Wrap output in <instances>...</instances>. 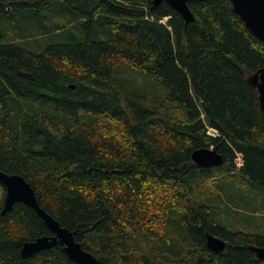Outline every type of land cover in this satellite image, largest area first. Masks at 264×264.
Masks as SVG:
<instances>
[{
	"label": "trees",
	"instance_id": "16d2710c",
	"mask_svg": "<svg viewBox=\"0 0 264 264\" xmlns=\"http://www.w3.org/2000/svg\"><path fill=\"white\" fill-rule=\"evenodd\" d=\"M188 5L187 25L153 0H0V171L102 264H264V114L247 82L264 43L230 0ZM203 150L223 164L198 166ZM0 188V264H77L62 246L22 258L53 235L24 204L3 216Z\"/></svg>",
	"mask_w": 264,
	"mask_h": 264
},
{
	"label": "water",
	"instance_id": "95a60500",
	"mask_svg": "<svg viewBox=\"0 0 264 264\" xmlns=\"http://www.w3.org/2000/svg\"><path fill=\"white\" fill-rule=\"evenodd\" d=\"M195 1L207 0H153V3L155 6H159L166 2L184 18L188 25L194 20L188 4ZM230 2L235 13L245 23L252 35L264 43V0H230ZM247 82L257 88L260 107L264 114V69L250 76ZM72 89L75 87L72 86ZM193 161L200 167L211 168L221 166L223 157L214 150H203L193 154ZM0 184L6 189L2 209L3 216L13 211L15 205L24 204L37 213L53 235L40 238L35 242L25 243L21 251L22 258L27 259L43 250L62 246L67 256L77 264H102L77 242L78 230L71 232L63 228L40 207L34 189L24 177L10 176L0 172ZM208 247L216 253H222L226 250V243L216 237L209 236ZM251 250L256 253L259 261H264V248H251Z\"/></svg>",
	"mask_w": 264,
	"mask_h": 264
},
{
	"label": "rangeland",
	"instance_id": "374dc122",
	"mask_svg": "<svg viewBox=\"0 0 264 264\" xmlns=\"http://www.w3.org/2000/svg\"><path fill=\"white\" fill-rule=\"evenodd\" d=\"M40 40L36 39V38H33V46H37L39 44ZM44 42L48 43V39L46 38L44 40ZM208 135L210 136H215V135H219V133H215V131L213 129H210L208 131ZM216 137V136H215ZM238 163L241 165V157L239 156V158L237 159ZM220 167V166H219ZM2 200H3V191L2 189L0 188V208H1V205H2ZM257 226H259V224H256Z\"/></svg>",
	"mask_w": 264,
	"mask_h": 264
},
{
	"label": "bare ground",
	"instance_id": "6f19581e",
	"mask_svg": "<svg viewBox=\"0 0 264 264\" xmlns=\"http://www.w3.org/2000/svg\"><path fill=\"white\" fill-rule=\"evenodd\" d=\"M1 172V171H0ZM2 173H4V172H2ZM6 174V173H5Z\"/></svg>",
	"mask_w": 264,
	"mask_h": 264
},
{
	"label": "built area",
	"instance_id": "2783aa9c",
	"mask_svg": "<svg viewBox=\"0 0 264 264\" xmlns=\"http://www.w3.org/2000/svg\"><path fill=\"white\" fill-rule=\"evenodd\" d=\"M215 131V130H214ZM215 133H217L216 131H215Z\"/></svg>",
	"mask_w": 264,
	"mask_h": 264
}]
</instances>
